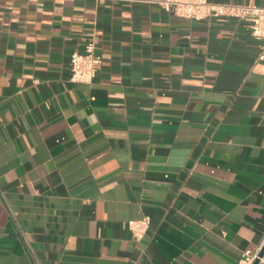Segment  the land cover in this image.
I'll return each instance as SVG.
<instances>
[{
    "label": "crops",
    "instance_id": "crops-1",
    "mask_svg": "<svg viewBox=\"0 0 264 264\" xmlns=\"http://www.w3.org/2000/svg\"><path fill=\"white\" fill-rule=\"evenodd\" d=\"M160 1L0 0V264H242L264 246L261 43ZM91 39L101 64L74 84Z\"/></svg>",
    "mask_w": 264,
    "mask_h": 264
},
{
    "label": "built area",
    "instance_id": "built-area-1",
    "mask_svg": "<svg viewBox=\"0 0 264 264\" xmlns=\"http://www.w3.org/2000/svg\"><path fill=\"white\" fill-rule=\"evenodd\" d=\"M158 3L166 12L196 21L227 17L249 22L251 35L261 43L262 53L259 55V61L264 62V7L212 3L208 0H162ZM96 50V40L91 39L87 42L83 53L72 54L70 59L72 83L85 85L93 83L97 68L101 64ZM150 226L149 216L130 221L129 230L133 239L137 242L142 241ZM260 251L259 249L255 252H246L242 264H253L256 260H259L258 264H264V256L259 257Z\"/></svg>",
    "mask_w": 264,
    "mask_h": 264
},
{
    "label": "water",
    "instance_id": "water-1",
    "mask_svg": "<svg viewBox=\"0 0 264 264\" xmlns=\"http://www.w3.org/2000/svg\"><path fill=\"white\" fill-rule=\"evenodd\" d=\"M264 256V246L262 247L261 251H260V254H259V257H263ZM259 263V260H256L253 264H258Z\"/></svg>",
    "mask_w": 264,
    "mask_h": 264
}]
</instances>
